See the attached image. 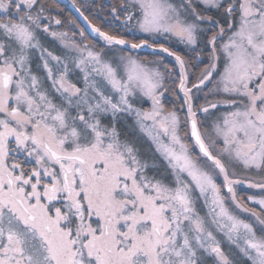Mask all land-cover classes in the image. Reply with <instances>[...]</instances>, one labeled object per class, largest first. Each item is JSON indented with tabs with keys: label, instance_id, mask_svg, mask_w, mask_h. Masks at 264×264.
I'll list each match as a JSON object with an SVG mask.
<instances>
[{
	"label": "snow or ice",
	"instance_id": "6c2138e0",
	"mask_svg": "<svg viewBox=\"0 0 264 264\" xmlns=\"http://www.w3.org/2000/svg\"><path fill=\"white\" fill-rule=\"evenodd\" d=\"M72 3L99 51L42 0H0V264H264V0H123L110 31Z\"/></svg>",
	"mask_w": 264,
	"mask_h": 264
},
{
	"label": "trees",
	"instance_id": "16d2710c",
	"mask_svg": "<svg viewBox=\"0 0 264 264\" xmlns=\"http://www.w3.org/2000/svg\"><path fill=\"white\" fill-rule=\"evenodd\" d=\"M72 3V0H69ZM123 0H75L76 7H79L81 11L84 13V16L88 17V20L91 21L92 24L100 27L102 30L110 31L114 27H116L117 24H119V21H116L115 23H110L112 20V17L108 15L110 13L111 9L113 7H118ZM42 3H45L50 9H51V15L56 16L59 18L62 23L61 25L52 26L53 31L58 32H67L70 36V39H73L77 42H80L82 44H88L89 47L95 48L97 51H99L102 47V42H99L98 38L90 37L87 32L84 30L82 25L78 22V20L75 18V16L63 5H61L57 0H42ZM73 4V3H72ZM205 15H214L218 16L219 13L215 12V10H211L210 12L204 13ZM123 18V14H121V19ZM71 21V23H69ZM84 31V37H81L79 35L80 31ZM75 33V35H73ZM211 33H209L210 35ZM142 36L141 34H137ZM163 42V41H162ZM43 43L45 44V47L48 48V50L52 51L55 55H64V51H62V48L60 44L53 40L51 37H45L43 39ZM165 46L170 47L173 51H176L180 53L181 55H184L187 52L186 46L181 43L177 38L169 37L165 43ZM202 46V43H201ZM138 57L142 60H151L153 57L150 54V52L145 51H138L136 53ZM207 53L205 52V61H206ZM166 63L171 66V64L174 63L173 60L166 58ZM163 71V68H161ZM71 79L75 80V76H71ZM81 86V85H78ZM174 85L171 83V80H169L166 76L165 79V88L168 89L166 92V102L163 103L165 106V109H171L174 106V102L177 101V97L173 94ZM182 98V96H181ZM202 99L197 100V104L202 103ZM177 108H179V103H176L175 105ZM219 114V113H215ZM184 113L181 112L180 116L182 117V120H184L183 117ZM199 119L201 120V130H205V125L210 124L212 117H208L205 119V114H200ZM135 128L136 126L133 125ZM256 228V226H255ZM259 232L257 231V234Z\"/></svg>",
	"mask_w": 264,
	"mask_h": 264
},
{
	"label": "flooded vegetation",
	"instance_id": "af4514ba",
	"mask_svg": "<svg viewBox=\"0 0 264 264\" xmlns=\"http://www.w3.org/2000/svg\"><path fill=\"white\" fill-rule=\"evenodd\" d=\"M144 105H146V104H144ZM144 108H147V107L144 106L143 109ZM133 125H135L136 128ZM117 129L120 133V138L122 140L129 139V140L134 141L136 146L140 149V151L142 153H150L153 150V148H154L153 141L147 135H145L143 132H141L139 127L137 128L136 119H135L134 115H127V114L121 115V117L117 121ZM181 135H183L182 130H181ZM247 190H248V188H246V187L238 186V188H237L238 198L244 200L245 199L244 196L247 195L246 193L248 192ZM238 214H239L241 219H244V216L246 213L238 212ZM224 247L226 250H228L227 244H225ZM233 251H234V249H233ZM209 264H211V261L209 262Z\"/></svg>",
	"mask_w": 264,
	"mask_h": 264
},
{
	"label": "rangeland",
	"instance_id": "374dc122",
	"mask_svg": "<svg viewBox=\"0 0 264 264\" xmlns=\"http://www.w3.org/2000/svg\"><path fill=\"white\" fill-rule=\"evenodd\" d=\"M56 31V30H55ZM58 32V31H57ZM141 35H143V34H141ZM68 37H69V39H70V36L68 35ZM172 38H177L178 40H179V38L178 37H174V36H171ZM55 41H57V40H55ZM180 41V40H179ZM59 44H60V46H61V48H62V51H64V52H66L67 50L66 49H64L63 48V45L59 42V41H57ZM169 59H171V60H173L174 61V59L173 58H171V57H168ZM162 71V70H161ZM165 79H166V77H165ZM82 86V85H81ZM161 91H164V89H161ZM165 94H166V92H165ZM163 95L162 97H161V102L162 103H165L166 102V95ZM181 96H182V94H181ZM144 104H146V105H144ZM143 105H137V107H141L142 106V108L144 107V106H146L147 108H144L145 110H147V109H149L150 107H151V102L150 101H147V102H145ZM206 115V114H205ZM183 117H184V115H183ZM180 119H181V130H182V132L184 133V131H185V128H184V125H183V120H182V117L180 116ZM149 124L151 123V122H148ZM136 125H137V123H136ZM137 128H138V125H137ZM202 131V130H201ZM205 131V130H204ZM203 132V131H202ZM219 181H222V178H219ZM248 192L246 193L247 195H245L244 197H245V201H246V197L248 196V195H250V194H258V190H255V189H248L247 190ZM201 203H202V201H201ZM250 207L251 206H253V205H249ZM244 219L246 220V221H248V222H250V223H252L253 224V226H254V228H255V226H256V232L258 231L259 233L257 234L258 236L260 235V225L253 219V218H251L250 216H248V214H245V216H244ZM256 224V225H255ZM260 227H259V226Z\"/></svg>",
	"mask_w": 264,
	"mask_h": 264
},
{
	"label": "water",
	"instance_id": "95a60500",
	"mask_svg": "<svg viewBox=\"0 0 264 264\" xmlns=\"http://www.w3.org/2000/svg\"><path fill=\"white\" fill-rule=\"evenodd\" d=\"M61 5L65 6L74 16L75 18L78 20V22L82 25V27L84 28V30L87 32V34L90 37L93 38H98L95 36V34L91 33V30L88 28L87 23L85 22V20L80 16L79 13H77L75 11V7H73V4L69 1V0H57ZM139 51H145V52H150L149 49H143V50H139Z\"/></svg>",
	"mask_w": 264,
	"mask_h": 264
}]
</instances>
